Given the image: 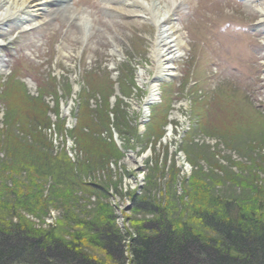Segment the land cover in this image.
Masks as SVG:
<instances>
[{"label": "rangeland", "instance_id": "rangeland-1", "mask_svg": "<svg viewBox=\"0 0 264 264\" xmlns=\"http://www.w3.org/2000/svg\"><path fill=\"white\" fill-rule=\"evenodd\" d=\"M73 4L80 14L81 9L91 14L92 27L103 32L101 40L96 34L85 43L74 41L72 32L76 26L68 30L69 25L60 22L61 15L51 25L36 29H30L32 24L28 23L27 31H23L25 24L18 22L0 28V60L5 59L4 71L0 69V159L7 156L1 146V133L7 131V139L11 130L4 119L8 109L15 106L25 125L26 119L36 117V133H44L48 144H52L53 155L59 157L65 152L70 164L84 166L85 171L87 166L96 169L90 163L94 156L79 148L75 136L77 113L83 102L98 111L108 95L113 129L98 130L90 145L101 142L97 139H109L112 147L98 149L106 152L105 157L111 154L109 168H100L94 174L96 178L86 175L84 180L107 185L108 193L101 200L113 208V224L128 233L127 240H131L129 234L139 233L134 225L148 224L152 219L139 209L144 196L163 194L170 183L178 195L186 196L185 188L204 195L206 190L199 178L204 174L206 182L217 177L218 182L212 185L220 193L255 196L250 201L263 199L264 35L256 31H264V27L254 31L259 14L249 13L245 4L234 0H188L175 18L189 48L174 61V76L166 79L157 78L153 71L151 49L156 30L152 23L139 25L132 17L112 16L104 0H74ZM198 4L200 10H196ZM53 28L56 29L52 31ZM221 43H225L223 47ZM114 49L117 52L113 53ZM140 68L147 76L155 77L158 85L157 100L148 105V113L145 107L150 88L139 82ZM24 93L31 101L42 98L46 105L35 101L31 107L34 111L28 109L21 98ZM40 105L46 112L42 108L36 111ZM117 105L119 109L114 110ZM67 107L69 113H65ZM117 113L131 135L130 145L115 128ZM16 128L17 133L23 131V125ZM190 147L196 160L186 153ZM31 162L26 160L24 167L37 170L38 161ZM0 171L4 175L2 168ZM22 173L28 175L27 170ZM33 176L40 179L38 174ZM50 180L46 184L55 181L53 177ZM45 191L49 193L50 188ZM134 196L139 204L134 202ZM99 200L98 195H92L90 206ZM233 210L231 213L236 214ZM22 215L27 221L24 229L29 224L37 232L55 228L61 216L58 209H51L42 218L27 211ZM9 219L20 220L16 215ZM197 227L201 232L206 228ZM88 241L94 242L92 238ZM90 249L100 254L97 257L106 256L95 244ZM124 261L132 264L128 258Z\"/></svg>", "mask_w": 264, "mask_h": 264}, {"label": "trees", "instance_id": "trees-1", "mask_svg": "<svg viewBox=\"0 0 264 264\" xmlns=\"http://www.w3.org/2000/svg\"><path fill=\"white\" fill-rule=\"evenodd\" d=\"M21 98L28 109L35 101L44 103L42 98L31 101L26 93ZM104 98L98 111L91 110L89 103L84 106V102L81 103L82 108H78L75 136L79 148L89 150V154L94 156L90 157V163L96 168L87 166V171L84 166L80 168L70 164L65 152L59 157L53 155L52 144H48L44 133H36V117L28 118L30 121L26 119L28 123L25 125L22 122L25 119L19 118L15 106H10L12 108L6 112L4 123L11 130L7 139L4 138L7 131L1 133V146L7 156L0 159V169L4 173L2 175L0 171V181L3 179L0 182V264H126L124 260L127 258L132 264H264V198L250 201L255 196L245 193L243 197H235L231 191L228 192L230 195H225L212 185L213 181L215 184L218 182L217 177H211L213 181L207 178L206 182L204 174L199 175L204 181H201L206 190L204 195H196L190 188H185L186 196L178 195L170 183L165 193L159 195L157 192L156 196L152 187L154 195L144 196L139 208L152 219L148 224L134 225L139 233L129 234L131 240H127L128 233L121 232L113 224V208L101 200L108 193L107 185L84 180L86 175L96 178L94 174L100 168H109L107 161L111 154L108 152L105 157L103 154L106 152L98 151L102 147L107 150L112 147L109 139H97L101 142L90 145L98 130L113 129L109 122V97L106 95ZM44 107L40 105L36 111L42 108L41 111L46 112ZM116 109H119L118 105L114 107ZM118 114L115 128L130 145L131 135ZM39 115L45 116L44 113ZM21 125L23 131L17 133L16 127ZM186 151L188 157L196 158L191 147ZM24 160L32 161L31 165L38 161L37 170L32 166L24 167ZM78 164L85 165V162ZM22 170H27L28 175H24ZM34 174H38L40 179L36 180ZM52 177L55 181L46 184ZM46 187L50 188L49 193L45 191ZM261 192L263 197L264 187ZM95 194L100 200L91 207L89 202ZM133 198L139 204V199ZM51 209H58L61 214L55 228L41 230V233L32 231L28 224V231L24 229L27 223L22 215L24 212L42 218ZM233 209H236V214L231 213ZM13 215L20 220L11 221L9 218ZM195 222L206 227L205 231L201 232ZM68 234L71 237L66 238ZM88 238L94 242L86 243ZM92 244L106 256L97 257L100 254L90 249ZM233 252L238 255H233ZM127 253L132 257L129 258Z\"/></svg>", "mask_w": 264, "mask_h": 264}, {"label": "bare ground", "instance_id": "bare-ground-1", "mask_svg": "<svg viewBox=\"0 0 264 264\" xmlns=\"http://www.w3.org/2000/svg\"><path fill=\"white\" fill-rule=\"evenodd\" d=\"M188 0H104L106 10L112 16H128L134 18L135 24L141 25L143 22H150L154 25L156 35L152 44V59L155 66L153 71L159 76L170 79L174 76L173 63L176 59H180L189 48L184 34L180 33V24L176 23V13ZM245 1L249 13L259 14L258 24L264 27V0H242ZM70 0H0V28L6 24L24 23L25 28L28 23L32 24L30 29H36L45 24L51 25L59 15H61V23L68 24V30L72 25L76 26L73 30L72 39L80 43H85L99 34V40L102 39L103 32L94 29V21L91 14L81 9H74L69 6ZM120 6H124L121 8ZM120 18V17H119ZM113 22V21H112ZM113 23L110 24V26ZM19 26V25H18ZM22 26V25H21ZM67 26V25H66ZM24 28V27H23ZM29 28V27H28ZM26 28L23 31H27ZM56 28L51 29L52 31ZM106 33V32H105ZM109 33H107L108 35ZM73 41V40H71ZM3 45L0 41V51ZM70 50L71 48L68 47ZM117 49H114L115 53ZM64 56V54H63ZM67 56V55H65ZM5 59L0 60V69L4 71ZM139 82L150 88V95L146 103L145 112L148 113L150 103L157 100L156 78L147 76L145 69L140 68ZM244 73V72H243ZM69 107L65 113H69ZM71 123L74 124L71 118ZM71 124V125H72ZM134 159V155L131 156Z\"/></svg>", "mask_w": 264, "mask_h": 264}]
</instances>
